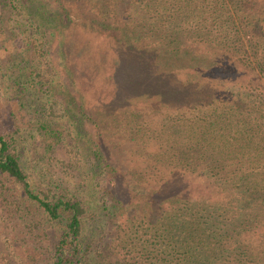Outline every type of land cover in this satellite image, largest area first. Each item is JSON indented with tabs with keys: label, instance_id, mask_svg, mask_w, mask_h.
Masks as SVG:
<instances>
[{
	"label": "trees",
	"instance_id": "16d2710c",
	"mask_svg": "<svg viewBox=\"0 0 264 264\" xmlns=\"http://www.w3.org/2000/svg\"><path fill=\"white\" fill-rule=\"evenodd\" d=\"M131 67L155 80L133 98L166 110L135 132L133 191L85 129L79 82ZM0 91L7 264H264V0H0Z\"/></svg>",
	"mask_w": 264,
	"mask_h": 264
},
{
	"label": "rangeland",
	"instance_id": "374dc122",
	"mask_svg": "<svg viewBox=\"0 0 264 264\" xmlns=\"http://www.w3.org/2000/svg\"><path fill=\"white\" fill-rule=\"evenodd\" d=\"M125 54L131 57L130 53ZM61 68L62 67H60V69ZM59 71L61 78L60 76L57 78V83L61 85L62 82L64 83L66 80L68 81V79L62 76L63 70ZM105 71L104 69L99 70V73L96 75L93 74L92 76L90 73L85 77V80L83 77L79 80L80 87L84 91L83 94L87 113L91 118V121H85V129L90 132L94 138L98 135L100 136L103 152L108 155L112 163L120 166L118 180L121 179L122 182L127 184V187L133 191V166H141L142 163L140 157L138 158L133 155V149L136 144L134 141L135 132L139 124L143 123H145L147 128H158L157 126L158 124L160 125V119L162 118L159 115L164 113L165 109L163 108V110L158 111L157 109L159 107L154 105L156 104L155 100H149L147 97L133 98L134 91H139L141 89L146 90L155 81L143 69L133 70V67H131L129 71L126 72L121 68V71L113 76L111 71ZM64 84L74 91V86L71 83L66 82ZM55 99L58 101L60 97L57 95ZM11 112V103L5 98L3 91H0V132L5 127H11L13 118L10 117ZM64 114L65 112H63L62 106L57 104L55 106L54 117L59 121H64L62 118ZM20 118L24 125H27L30 120L28 111L23 109L20 113ZM95 123L99 125V128H96L97 125ZM79 140L80 139L74 133V129L71 130L63 143L58 145V149L54 153L55 158L53 163L56 166L55 170H57V173L62 175V177H66L65 173L70 171L71 166L68 165L71 163L75 165L81 162L82 156L77 147ZM152 146L150 143L148 144L149 149H152ZM72 173L75 174L77 179H82L80 169H75ZM171 177L172 176H168L167 174V178ZM172 178H177V176ZM106 180L107 177L105 176H98L96 178V181L103 185L106 183ZM8 195V200L13 199L9 198ZM3 200L4 198L0 196V201L3 202ZM7 207L9 209V206ZM5 217V210L0 206V223L4 221ZM0 232L2 231L0 230ZM3 233L4 234L0 236L2 240L0 244L3 245V247H0V251L4 249L3 254L6 260L4 264H7L8 260L11 258L12 247L10 246V242L6 243L4 239H6L5 236L12 237V234ZM11 264H17V260L14 259V263ZM32 264L41 263H36L33 260Z\"/></svg>",
	"mask_w": 264,
	"mask_h": 264
}]
</instances>
